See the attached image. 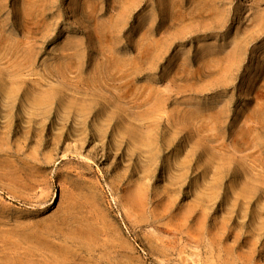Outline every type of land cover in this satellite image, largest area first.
<instances>
[{
    "label": "rangeland",
    "instance_id": "374dc122",
    "mask_svg": "<svg viewBox=\"0 0 264 264\" xmlns=\"http://www.w3.org/2000/svg\"><path fill=\"white\" fill-rule=\"evenodd\" d=\"M0 264H264V0H0Z\"/></svg>",
    "mask_w": 264,
    "mask_h": 264
},
{
    "label": "bare ground",
    "instance_id": "6f19581e",
    "mask_svg": "<svg viewBox=\"0 0 264 264\" xmlns=\"http://www.w3.org/2000/svg\"><path fill=\"white\" fill-rule=\"evenodd\" d=\"M78 231H79V229H78ZM78 233V232H77ZM82 234V233H81Z\"/></svg>",
    "mask_w": 264,
    "mask_h": 264
}]
</instances>
